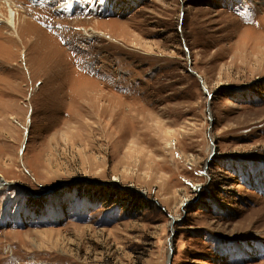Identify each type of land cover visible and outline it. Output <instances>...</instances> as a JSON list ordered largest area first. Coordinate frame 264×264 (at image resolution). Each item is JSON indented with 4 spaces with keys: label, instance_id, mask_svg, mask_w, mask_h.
Returning a JSON list of instances; mask_svg holds the SVG:
<instances>
[{
    "label": "rangeland",
    "instance_id": "374dc122",
    "mask_svg": "<svg viewBox=\"0 0 264 264\" xmlns=\"http://www.w3.org/2000/svg\"><path fill=\"white\" fill-rule=\"evenodd\" d=\"M171 230L264 264V0H0V264H166Z\"/></svg>",
    "mask_w": 264,
    "mask_h": 264
},
{
    "label": "bare ground",
    "instance_id": "6f19581e",
    "mask_svg": "<svg viewBox=\"0 0 264 264\" xmlns=\"http://www.w3.org/2000/svg\"><path fill=\"white\" fill-rule=\"evenodd\" d=\"M75 1H76V0H75ZM78 1H79V0H78ZM10 15H11V16L9 17V23H8V24H9V26H11L12 29L15 30V27H16L15 24H16V23L14 22V20H15L16 18H15L14 15H16V14H15V13H14V14L11 13ZM19 23H20V22H19ZM17 27H18V26H17ZM28 31H29V30H28ZM23 32H24V31H23ZM23 32L20 31V33H22V34H23ZM25 33H27V32H25ZM27 34H28V33H27ZM17 35H18V32H17ZM20 35H21V34H20ZM20 35H19V37H20ZM23 35H24V34H23ZM23 35H22V37H23ZM22 37H21V38H22ZM10 39H12V37H10ZM14 39H15V37H14ZM17 39H18V38H17ZM8 41H9V40H8ZM14 41H15V40H14ZM9 42H11V41H9ZM15 42H16V41H15ZM12 44H13V42H12ZM1 47H2V46H1ZM5 51H6V50H5ZM13 59H14V58H13ZM6 60H7V59H6ZM8 61H9V60H8ZM10 61H11V60H10ZM4 184H5V183H4Z\"/></svg>",
    "mask_w": 264,
    "mask_h": 264
},
{
    "label": "water",
    "instance_id": "95a60500",
    "mask_svg": "<svg viewBox=\"0 0 264 264\" xmlns=\"http://www.w3.org/2000/svg\"><path fill=\"white\" fill-rule=\"evenodd\" d=\"M177 221L176 220H174L173 218H172V222H171V228L173 229V225L176 223ZM174 236V234H173V230H171V237H170V239H169V247H170V253H169V256H168V259H167V263L166 264H171V261H172V258H173V252H172V249H171V246H172V244H171V240H172V237Z\"/></svg>",
    "mask_w": 264,
    "mask_h": 264
}]
</instances>
